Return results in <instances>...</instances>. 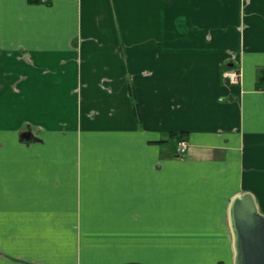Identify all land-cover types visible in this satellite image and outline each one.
Returning <instances> with one entry per match:
<instances>
[{"label": "crops", "instance_id": "obj_1", "mask_svg": "<svg viewBox=\"0 0 264 264\" xmlns=\"http://www.w3.org/2000/svg\"><path fill=\"white\" fill-rule=\"evenodd\" d=\"M47 1L0 0V264H232L231 199L264 213V0Z\"/></svg>", "mask_w": 264, "mask_h": 264}, {"label": "water", "instance_id": "obj_2", "mask_svg": "<svg viewBox=\"0 0 264 264\" xmlns=\"http://www.w3.org/2000/svg\"><path fill=\"white\" fill-rule=\"evenodd\" d=\"M232 264H264V213L249 192L235 195L227 212Z\"/></svg>", "mask_w": 264, "mask_h": 264}, {"label": "trees", "instance_id": "obj_3", "mask_svg": "<svg viewBox=\"0 0 264 264\" xmlns=\"http://www.w3.org/2000/svg\"><path fill=\"white\" fill-rule=\"evenodd\" d=\"M29 2H32V3H41V2H44L42 0H28ZM45 2H48V1H45ZM233 64H225L222 66V69L225 70L229 67H232ZM256 87L258 89H261L264 87V67H259L257 69V74H256ZM128 88H129V95L131 97V100H132V105H133V109H135V111H137V103H136V96H135V92L133 90V86H132V83L130 81V79H128ZM172 135H175L177 136L178 138H183L184 135H186L185 132H172L171 133ZM179 140V139H178Z\"/></svg>", "mask_w": 264, "mask_h": 264}, {"label": "built area", "instance_id": "obj_4", "mask_svg": "<svg viewBox=\"0 0 264 264\" xmlns=\"http://www.w3.org/2000/svg\"><path fill=\"white\" fill-rule=\"evenodd\" d=\"M47 1V0H42ZM222 79L223 81H226L227 83H238L240 80L241 72L239 67L232 66L229 67L222 72ZM261 90L264 92V87L261 88ZM187 146L186 140L184 138H181L177 141V147H176V155L180 156L183 154Z\"/></svg>", "mask_w": 264, "mask_h": 264}]
</instances>
